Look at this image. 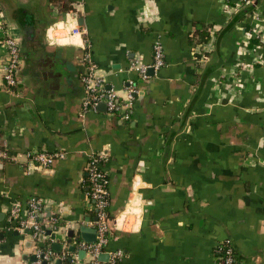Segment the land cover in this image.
<instances>
[{
    "label": "crops",
    "instance_id": "obj_1",
    "mask_svg": "<svg viewBox=\"0 0 264 264\" xmlns=\"http://www.w3.org/2000/svg\"><path fill=\"white\" fill-rule=\"evenodd\" d=\"M61 1L0 0V24L22 57L16 86L0 80V146L10 156L0 158V226L16 210L0 231V264H30L35 243L18 228L31 221L30 198L74 238L93 226L86 164L98 151L108 155L114 216L103 249L120 250L118 264H219L225 239L237 264H264V0L247 13L252 0H66L68 11ZM196 22L211 24L206 42ZM76 24L81 37L68 34ZM157 41L164 63L141 78ZM86 52L122 102L133 83L127 120L83 110ZM5 56L0 42V75ZM38 150L65 157L36 167L27 153ZM60 235L37 245L52 248Z\"/></svg>",
    "mask_w": 264,
    "mask_h": 264
},
{
    "label": "built area",
    "instance_id": "obj_2",
    "mask_svg": "<svg viewBox=\"0 0 264 264\" xmlns=\"http://www.w3.org/2000/svg\"><path fill=\"white\" fill-rule=\"evenodd\" d=\"M241 4H246L250 0H241ZM0 30L3 32L0 42L3 44L6 50L5 61L2 66V72L0 75L1 82L7 87L12 88L16 86L18 79L17 73L22 62L20 44L18 39L14 38L5 30V26L0 24ZM69 36H79L83 34V30L77 24L68 31ZM67 34V35H68ZM264 43V32L261 35ZM86 62V70L82 75V82L85 89V98L83 100L84 111H95L99 102H105L106 110L109 114L120 115L124 120L129 118L132 110V102L136 93V88L132 82H129L127 87L128 99L126 102L119 100L114 92L107 89L104 84V78L98 73L96 63L91 59L90 54L86 52L83 56ZM164 63V53L162 45L159 41L153 45V60L151 64L137 66V72L141 75V78H147V70L152 67L154 69L159 68ZM28 159L36 167L47 168L56 159H63L65 153L62 151H29L27 153ZM0 158H10L6 149L0 146ZM108 160L106 152L98 151L89 156L86 164L87 180L89 186V197L92 201L93 208L96 212V220L93 222V226L96 228V240L94 242H87L81 238H74L72 236L68 240L67 231L68 228H61L57 224V219L54 217H46L44 215L43 202L36 198H30L27 200V217L31 220L23 219L20 221L18 228L25 230L26 228L31 232V238L34 244L33 256L34 259L30 261V264H56V260H60L61 263L66 262L69 258L68 264H78L79 259L78 252L84 250L85 255L82 260H87V264H118V259L122 255L120 250L112 253H108V259L101 261L98 259V255L104 253V245L108 240V231L110 227V220H108V193L107 186L109 183L106 172L102 169V164ZM16 210L11 209L9 213V223L0 226V231L10 230L13 226L12 221L15 217ZM50 229L56 234L60 233V244L62 246L59 253H56L48 245L47 247H40L37 243L49 235L45 234V230ZM61 230V231H60ZM55 237H51L50 240H54ZM70 247H73L70 250ZM216 259L219 264H237V258L235 256L234 248L230 240L225 239L216 245Z\"/></svg>",
    "mask_w": 264,
    "mask_h": 264
},
{
    "label": "water",
    "instance_id": "obj_3",
    "mask_svg": "<svg viewBox=\"0 0 264 264\" xmlns=\"http://www.w3.org/2000/svg\"><path fill=\"white\" fill-rule=\"evenodd\" d=\"M257 5V2L255 0H252L251 3H249L247 6L243 7L240 11H242L243 13H247V12H251L252 10L255 9ZM79 24H82V21L79 20L78 21ZM97 108L99 110L102 111H106V104L105 102H99L97 105ZM114 217V216H113ZM97 218L96 216L93 218V220L95 221ZM113 218H110V222L112 221ZM90 219H88L89 221ZM78 231L80 233V237L81 239H83L84 241L87 242H94L96 240V228L94 226H86V225H81L78 228ZM75 230L74 229H69L67 232L68 237H72L74 234ZM45 234L46 235H50L52 238L55 236V233L52 232L50 229H46L45 230ZM3 235L0 234V237H2ZM29 244H32V241L28 242ZM39 246H42V244L40 243ZM30 247V246H29ZM52 248L58 252L60 250V244L58 242H55L52 244ZM73 247H70V250H72ZM85 255L84 250L79 251V258L82 259ZM23 258H27V256L25 255ZM31 260L34 259V256L30 257ZM98 259H100L101 261H106L108 259V253L104 252L98 255ZM60 260H56V264H60Z\"/></svg>",
    "mask_w": 264,
    "mask_h": 264
},
{
    "label": "trees",
    "instance_id": "obj_4",
    "mask_svg": "<svg viewBox=\"0 0 264 264\" xmlns=\"http://www.w3.org/2000/svg\"><path fill=\"white\" fill-rule=\"evenodd\" d=\"M59 6L62 11H68L74 9L73 6L71 4H68L66 0L61 1ZM29 22H30L29 20H26L25 22H23V24L30 27ZM194 25H195V29L193 31V34L194 36L198 37L197 41L206 42L210 37V31L208 29L211 26V24H205L204 22H196ZM107 214H108V220H110V218H113V216L110 215L109 211L107 212Z\"/></svg>",
    "mask_w": 264,
    "mask_h": 264
}]
</instances>
